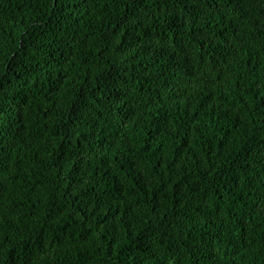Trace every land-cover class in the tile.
<instances>
[{"label": "trees", "instance_id": "obj_1", "mask_svg": "<svg viewBox=\"0 0 264 264\" xmlns=\"http://www.w3.org/2000/svg\"><path fill=\"white\" fill-rule=\"evenodd\" d=\"M0 264H264V0H0Z\"/></svg>", "mask_w": 264, "mask_h": 264}]
</instances>
